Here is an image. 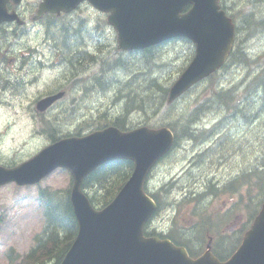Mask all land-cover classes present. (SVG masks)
<instances>
[{"label":"rangeland","instance_id":"rangeland-1","mask_svg":"<svg viewBox=\"0 0 264 264\" xmlns=\"http://www.w3.org/2000/svg\"><path fill=\"white\" fill-rule=\"evenodd\" d=\"M223 1V5L230 13H239L240 31L237 47L246 52L250 59L264 53V27L250 30L243 23L247 14H252L256 19L264 18V0ZM63 22H67L75 29H81L83 33L98 26V33L96 31L93 33L95 40L90 42L95 49L93 52L90 48L92 54L97 53L98 57L108 59L117 52L115 31L107 24L105 14L90 7H81L73 15L66 17ZM42 33V30H38L20 41L6 42L12 47L11 57L18 58L21 52H25L26 55L22 58L25 61L24 64H16L13 68L12 65L7 67L11 68L12 73H6L4 67L0 68V158L2 162L15 160L17 164L26 160L35 151H39L50 143V134L57 137L67 134H86L93 131L95 127L121 116L124 114V107L128 101L125 96L128 87L141 91L150 78H156L164 85L172 83L189 55V46L185 41H174L160 47V60H157L153 67L142 70L143 65L137 62V59L134 61L133 70L131 69L133 72L115 69L99 73L101 64L98 63L83 69L74 65L73 70L78 72L77 74L74 72L75 74L71 76L72 70L66 66L68 64L58 63L59 65L50 69L39 67L38 60L44 61L45 64L55 60L53 49L41 46ZM32 52L33 56L30 55ZM259 66L263 68L260 61L253 65L232 62L217 74L218 85L225 88L238 85L234 103L240 101L248 108V113H257L256 119L248 121L237 113L232 114L233 119L225 121L217 128L218 135L226 133L245 147L252 143L257 144L255 142L257 137L264 134V103L261 99L264 95L263 90L261 89L258 95L243 92L248 79L260 70ZM97 74L99 79L93 78ZM247 74L249 77L244 81ZM75 77L78 79V84L73 85L70 80ZM5 81L9 83L8 86H5ZM15 81L19 84H14ZM104 82L110 83L109 87H105L102 84ZM99 83L102 87L98 86ZM204 85L205 83H202L200 88L194 87L184 94L171 109L164 108L158 114H152L150 109L146 114L131 110L123 117L124 125L127 127L144 124L156 126L164 121L163 115L166 112L169 113L167 117L173 116L172 122L184 120L196 131L195 139L186 137L180 139L174 151L159 163L150 175L148 187L151 191L167 187L170 182H173L168 198L176 203L184 198L189 188L196 193L205 192V185L209 180H214L216 183L225 181L234 177L235 172L241 167L239 159H235L238 168L231 170L229 164L210 166L206 159L200 161L198 157L196 160L192 158L197 152L212 144L217 137V134H213L203 139L207 129L216 125L220 114L209 111L196 123H194V115L190 116L192 113L190 103ZM60 90L66 92L63 100L44 114H38L35 111L36 101L48 93ZM119 91H122V94H119ZM240 150L243 154H249L250 149ZM252 151L253 156L245 161L251 163L255 161L258 149H252ZM55 172L44 179L40 187L52 189L67 187L68 175L58 170ZM247 187L235 192H227V194L222 193L213 198H205L203 202L206 205L203 211L194 219L186 217L189 211H193V203L190 201L180 203L179 211L182 215L178 217V222L176 221L177 226L186 228L195 224L198 226L195 230L196 235L199 236L197 231L200 229L201 220L210 222V233L216 231L217 226L219 231H224L225 227L244 223L248 213L246 208L248 198L253 193L249 192ZM37 194L35 187H16L14 184L0 187V264H6V253L9 248L21 254L25 253L32 245L33 235L41 230L43 220L41 211L38 214V207H36ZM159 196L162 201V195ZM236 205H239V208L233 210ZM226 209L232 211V217L228 222L220 225L221 217L227 211ZM173 210L170 212L167 210L165 213L162 210L159 217L153 219L151 227L157 231H166L170 226Z\"/></svg>","mask_w":264,"mask_h":264},{"label":"water","instance_id":"water-1","mask_svg":"<svg viewBox=\"0 0 264 264\" xmlns=\"http://www.w3.org/2000/svg\"><path fill=\"white\" fill-rule=\"evenodd\" d=\"M81 1L45 0L41 10L61 5V10L69 11ZM88 1L110 13L108 22L117 31L120 50H141L176 37L194 42L195 56L170 88L169 102L218 69L233 41L234 27L218 10L217 0ZM8 18L0 7V22ZM60 96L41 100L37 109L44 110ZM172 144L173 135L167 128L142 127L123 133L109 127L84 137L62 139L13 169L0 167V186L9 182L32 185L56 168L71 174L70 201L78 231L61 264H264V203L241 245L224 263L208 252L191 260L184 249L168 240L143 237V225L156 208L143 191L146 176ZM115 159L130 160L133 172L113 201L97 211L81 189L82 180Z\"/></svg>","mask_w":264,"mask_h":264},{"label":"trees","instance_id":"trees-1","mask_svg":"<svg viewBox=\"0 0 264 264\" xmlns=\"http://www.w3.org/2000/svg\"><path fill=\"white\" fill-rule=\"evenodd\" d=\"M220 1L222 5L223 0ZM224 8V5H222V9ZM231 18L234 22L239 20V13L233 14ZM243 23L248 26V29L255 30L264 27V18L256 19L252 14H247L243 19ZM239 31L240 27L237 28V33ZM157 50V48L146 49L139 53L128 54V56L119 53L117 56L118 58L102 59V68L105 71H113L119 67H127L128 70H133L134 61L136 59L137 62L143 65L141 67L142 70L147 67H153L155 62L160 60ZM79 59L78 63L73 60V66L82 67V60L84 58L82 57ZM86 60L88 62L92 61L91 58H86ZM257 61L261 62L263 68L261 69V66H259L260 70L257 73L253 74L249 79V74H247V77L244 79V81L247 79L248 81L245 84L243 92H250L249 94L251 95H258L261 89L264 94V53L250 59L242 49L235 46L234 51L230 53L227 60V65L232 62L253 65ZM182 69L183 66L179 69L178 73L181 72ZM202 83H205L203 89L196 94L195 98L190 103L192 110L190 116L194 115V123L198 122L201 116L209 111H216L220 114V117L216 125L211 127L206 135L203 134V139L213 134H217V137L212 144L204 148L206 150H204L198 158L200 161L206 159L210 166L229 164L231 170L238 168L235 159H239L241 161V167L235 172L236 174L234 177L221 181L218 184L214 180H209L205 185V192H189L186 199L204 204L203 201L205 198H213V196L216 197L222 193L227 194L226 192H235L248 186L249 192H253L248 198V203L246 205L248 209V220L245 226L248 227L257 215L264 199V134L257 137L255 140L257 144L252 143L248 147L240 144L234 137L226 133L218 135V126L224 124L225 121L229 119H233L232 114L237 113L245 121H248L256 119L257 113H248V108L240 101L234 103L233 100H235V92L238 85L229 88L218 85V76L216 73L209 76ZM170 84L171 83L164 85L156 78H150L141 91H135L132 87H128V92H126L127 94L125 95L128 101L124 107V114L131 110H138L146 114L148 109L151 110L152 114H158L164 107L166 108L165 110L171 109L174 104H167ZM201 85L202 84L197 85L196 88H200ZM119 94H122V91H119ZM261 99L264 103V95ZM168 114L169 113L164 112V121L160 125L167 126L173 131L175 135L174 147H177L180 139L184 137L189 139L196 138V131L192 129L191 124L184 122V120L172 122L171 118L173 116L167 117ZM116 119L117 120L112 123L113 126L121 130H126L125 127H123V120L119 118ZM55 139L57 138L52 137V140ZM240 149H250L249 154H243ZM252 149H258V153L255 156V161L251 163L245 161V159L247 160L248 157L250 159V157L253 156ZM131 172L132 163L129 161L117 160L109 162L87 176L82 183V188L88 196L90 203L96 208H102L114 198ZM150 195L156 200L160 207L161 202L157 200V195ZM39 203L42 208L44 220L42 231L34 236V245L26 254L14 255L13 251L10 252L11 255L8 256V264H60L73 242L77 233V224L69 201V188L61 190H41L39 192ZM244 230L242 229V232ZM238 236L234 240L231 251H234L240 243L241 235Z\"/></svg>","mask_w":264,"mask_h":264},{"label":"flooded vegetation","instance_id":"flooded-vegetation-1","mask_svg":"<svg viewBox=\"0 0 264 264\" xmlns=\"http://www.w3.org/2000/svg\"><path fill=\"white\" fill-rule=\"evenodd\" d=\"M41 1L42 0H19L18 3H15L14 0H8L6 3L7 12L11 15L15 14L17 18L12 22H5L0 25V39L5 38L7 41L9 39L13 41L21 40L26 36L32 35L38 30L43 31L40 36L42 37L41 40H43L44 42L48 41L49 43L50 40H54L61 37L62 35L60 33L54 32L53 30L55 27H58L57 22L59 20L65 19L69 14L60 13L59 15H57L52 13H44L42 15H38V8L40 6ZM49 22H51L50 28H48ZM62 52L64 54H67V51L62 50ZM0 53H3L0 57V59H2L0 63H3L6 57L10 55V51L6 49ZM21 57H24V54L22 52ZM8 62L15 64V58L12 57ZM57 62L58 59L56 58L52 61L51 65L45 66L46 68H51L52 66H55ZM231 232L232 227L225 228L224 231L213 235V238H210L212 239V247L214 241L217 238H221V236H219L220 233L228 235ZM191 240L193 244L196 242L194 235L191 236ZM225 240H227V238H225Z\"/></svg>","mask_w":264,"mask_h":264},{"label":"bare ground","instance_id":"bare-ground-1","mask_svg":"<svg viewBox=\"0 0 264 264\" xmlns=\"http://www.w3.org/2000/svg\"><path fill=\"white\" fill-rule=\"evenodd\" d=\"M11 40V39H10ZM9 40V41H10ZM63 46H64V49H68V51H69V53H75L76 52V50H77V45L75 44V39L73 38V37H71V36H67V35H65L64 36V39H63ZM71 60H73V58L71 59ZM120 69H122V70H128L127 69V67H124V68H121V67H119ZM119 68H117V69H119ZM115 70V69H114ZM105 87H109V85H110V83H102ZM102 84L101 83H99L98 84V86H100V87H102ZM250 93V92H249ZM120 120H124L123 118H121V117H118Z\"/></svg>","mask_w":264,"mask_h":264}]
</instances>
